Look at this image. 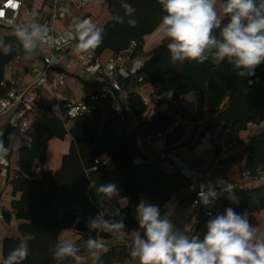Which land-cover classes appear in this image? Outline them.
Masks as SVG:
<instances>
[{"label":"trees","instance_id":"1","mask_svg":"<svg viewBox=\"0 0 264 264\" xmlns=\"http://www.w3.org/2000/svg\"><path fill=\"white\" fill-rule=\"evenodd\" d=\"M103 1L108 9V19L104 23L103 43L98 47V53L104 50L117 53L126 49L130 42H136L139 55L145 59L143 71L154 90L171 92L177 98L193 94L196 116L205 120L204 131L212 132L224 124L238 133L248 124L264 121V64L249 77L236 75L227 62L214 66L211 59L203 64L189 61L173 64L167 41L162 42L160 38L143 49L146 37L156 31L165 14L158 0H126L135 9L136 27L128 25L126 16L124 23L113 19L116 15H124L121 0ZM3 38L5 43L12 44L13 51L5 55L0 50V82L8 64L26 56L16 37ZM29 54L38 60L41 56L38 48ZM2 92L0 88V95ZM128 105L138 117L145 109L138 97L130 99ZM172 123L173 117L156 114L150 120L139 122L138 133L140 137L153 136L165 132ZM181 134L182 129L175 128L167 135V143L180 141ZM67 135L70 137L69 151L62 156L59 169L42 171L49 141L63 140ZM25 136L29 143L20 147L14 171L10 173V165L7 174L12 195L19 194L10 203L12 214L16 221L21 222L17 226L18 236L3 241V260L24 241L30 254L23 264H56L53 245L58 234L69 229L75 221L81 238L99 236L103 244L111 243L107 232L87 228L88 219L96 217L98 208L125 199V207L113 204L106 212L102 208V215L112 221L123 219L125 230L122 232H128L133 225L138 226L135 216L140 193L147 195L148 202L159 205L161 213L167 214L177 228L186 229L195 194L193 184L179 171L164 172L161 162L144 161L135 167L132 161L140 155L134 146L135 138L110 108L72 121L67 130L65 123L49 107L39 103ZM247 143L241 172H253L256 166L264 163V130L249 138ZM104 155L109 157L108 161L95 166L94 160ZM39 169L41 174L36 178ZM106 183L118 186L119 193L113 198L99 191L100 186ZM234 195L238 202L234 203L227 194L218 214H223L227 207H232L237 213L264 211V185L235 190ZM9 216V213H3L5 220ZM127 259H131L130 247L121 243L111 245L96 264H113Z\"/></svg>","mask_w":264,"mask_h":264},{"label":"clouds","instance_id":"2","mask_svg":"<svg viewBox=\"0 0 264 264\" xmlns=\"http://www.w3.org/2000/svg\"><path fill=\"white\" fill-rule=\"evenodd\" d=\"M158 3L165 14L156 31L161 34L162 42L167 41L173 64L185 61L203 64L211 59L212 64L218 67L227 62L240 77L253 76L256 68L264 64V0H158ZM7 6L15 9L18 0H8ZM121 7L124 15H116L113 19L124 23L126 16L128 25L136 27L135 9L126 0H121ZM3 17V11H0V19ZM4 22L11 26L20 49L26 55L34 53L38 43L51 38V29L46 23L35 20ZM66 36L76 41L74 54H90L103 43V28L91 19L74 17ZM0 50L7 55L13 51V46L0 37ZM13 138L14 134L10 135L9 141ZM9 151V146L0 139V159L7 157ZM217 186L221 189L219 193ZM234 190L232 183L217 179L214 183L201 185L199 203L210 207L224 192L234 203L238 202ZM99 191L108 196L119 193L114 183L101 185ZM135 219L138 228L130 232V256L139 264H264V237L250 223L246 210L237 213L232 207H227L223 214L210 218L206 222L207 231L203 239L177 228L167 214L161 213L159 205L145 200L137 204ZM87 228L117 234L125 230V223L123 219H105L99 213L88 219ZM84 246L94 262L100 261L102 251H107L100 240L91 236ZM79 252L80 248L70 237L58 236L52 248L53 258L60 261L67 258L79 261ZM29 254L28 244L21 241L3 264H23Z\"/></svg>","mask_w":264,"mask_h":264},{"label":"built area","instance_id":"3","mask_svg":"<svg viewBox=\"0 0 264 264\" xmlns=\"http://www.w3.org/2000/svg\"><path fill=\"white\" fill-rule=\"evenodd\" d=\"M102 1V0H100ZM97 0H45L47 12L41 18L33 20L47 24L50 31V40L38 43V49L41 53L39 62L29 71L30 80L27 84L20 85L15 78L3 79L0 82V88L3 89L0 95V139L5 141V146H9L10 151L7 157L0 159V176H7L10 169V154L12 141L9 136L18 134L22 138L26 137L25 133L37 112V106L42 103L49 107L63 123L67 121L79 120L93 112L110 108L125 123L129 133L135 138L134 146L139 153L143 150H155L156 144L163 140V134L158 133L153 136L140 137L138 133L139 118L129 107L128 101L137 96L139 90L146 84L150 83V79L144 73L145 59L139 55L138 44L134 41L130 42L126 49L117 53L110 54L106 61H102L98 48L91 51L90 54L80 55V65L86 75H88L101 89L95 93L88 95L83 99L69 100L63 96L62 89L70 68L74 64L69 60L64 67H59V60L64 52L69 49L75 40H69L66 33L72 24L73 18L91 19L93 23L104 27V18H91L87 15H81V12ZM22 0H18V6L13 9L8 7V0H0V11H3L4 17L0 19V29L12 30L11 26L6 24L4 20H13L15 23L25 22L22 15L28 14V10L23 7ZM49 61H53L49 63ZM125 64H129L125 68ZM139 101L145 109H150L158 114H166L173 117V127H179V120L176 118L181 103L179 99L171 92H153L149 96H140ZM204 122L200 121L196 125L189 127V135L193 138L194 149L200 146V141L205 143V149H216L220 153L225 154L233 151L238 143V135L230 130L226 125L220 124L214 131H204ZM26 141L29 140L27 137ZM199 141V142H198ZM160 160L173 165L176 171H179L187 181L193 184L194 197L190 206L191 215H196L198 222V230L193 231L190 226H186L185 230L189 234L198 235L202 239V234L206 228V222L218 214L225 196L224 192L219 196L210 207H205L199 203L198 193L201 185H207L205 173L197 172L193 168L181 162L172 152L159 151ZM107 155L94 160L95 166H101L107 162ZM144 162L141 155L135 156L132 164L136 167ZM235 185V190L249 189L255 185H264V163L256 166L253 172L248 170L242 171L240 179L230 182ZM234 190V191H235ZM216 191H221L220 187H216ZM97 213L102 214V208L97 209ZM3 213L0 211V223L3 222ZM69 231L80 235L77 230V222L70 225ZM102 242L99 236H96ZM87 239H78L75 241L80 248L79 255L89 252L84 246ZM121 244L105 243L107 251L111 245ZM102 251L101 254L107 252ZM75 260L67 258L64 261L56 259V264H72Z\"/></svg>","mask_w":264,"mask_h":264},{"label":"crops","instance_id":"4","mask_svg":"<svg viewBox=\"0 0 264 264\" xmlns=\"http://www.w3.org/2000/svg\"><path fill=\"white\" fill-rule=\"evenodd\" d=\"M22 5L24 8L28 10V14L22 15V20L25 22L32 21L34 18H41L45 15L47 12V7L45 6V0H22ZM108 15V9L105 5L104 1H100L99 3L95 2L91 4L90 6L86 7L82 12L81 15H87L91 18H101V14L105 13ZM105 18V17H103ZM161 38V34L157 31H155L150 36L146 37L143 49L147 48L150 44L153 42L159 40ZM76 44V43H75ZM75 44H73L69 49H67L62 58L59 60V67H64L66 63L69 62V60H72L74 64L69 70L65 86L62 89L63 96L66 99L69 100H77V99H83L87 97L88 95L95 93L98 91L96 87L98 85L87 75V78H83L81 76L82 73H84L81 63H80V55H76L73 53V48L75 47ZM101 55L102 61H106L110 54H112L111 50H104L99 52ZM30 60V62L28 61ZM39 62V60L34 58L32 54L26 55L22 57L21 59H15L12 62L8 64L4 71V77L3 79H10L15 78L20 85L27 84L30 80L29 77V71L30 69L36 65ZM129 64H125V68H128ZM86 75V74H85ZM87 88H90V90H87ZM156 92L154 88L152 87L151 82L144 85L136 97L140 96H149L151 93ZM192 97H190V96ZM188 97V101H190V107L191 109L186 113L187 115L192 116L191 119L182 118L179 114H177L176 118L179 120V127L182 129V134L180 136V141L175 142L173 144L167 143V135L174 130L175 128L172 126L173 123L167 128L165 132H163V140H160L156 144L155 150H143L140 155L143 158L144 161H155V162H161V168L162 164L168 163L160 160L159 158V151H168L172 152L181 162L186 164L187 166L193 168V170L197 172H203L205 173L207 180L216 181L217 179H224L228 182L237 181L240 179V174L242 173L240 171V165L244 161V148L246 146L247 141L249 138H251L254 135L259 134L262 130H264V121L259 124H248L246 129L242 131H238V140L239 143L237 147L229 152L222 154L216 149H205V143L203 141H200V146L197 148V150L194 149V142L193 138L189 135V127L191 125H196L200 121L204 122L205 120H200L197 118L196 114V108H195V97L193 94L185 95L181 98ZM190 97V99H189ZM184 100V99H183ZM186 103V102H185ZM226 103V99L223 101V104ZM222 104V105H223ZM181 109V108H180ZM180 111V110H179ZM179 113V112H178ZM156 112L150 110V109H144L143 113L141 114L139 118V122L141 120H150L153 116H155ZM204 128V126H203ZM68 136V135H67ZM26 137L22 138L18 134H14V138L12 139V146H11V154H10V162H11V169L10 173L12 174V171H14L13 168H15V163L18 157V152L20 147L27 146L28 141L25 139ZM67 138V137H66ZM65 138V139H66ZM58 140V139H52L49 141L47 145L46 150V158L44 161V164L42 166V171H56L59 169L61 165V158L63 155H65L69 150V145H64V141ZM69 141L70 137L68 136ZM199 142V141H198ZM16 154V158L14 155ZM173 169V165L168 163ZM163 170V169H162ZM174 170L164 171L166 173L173 172ZM39 172V171H38ZM37 172V173H38ZM41 174V173H40ZM40 176V175H39ZM9 178L8 176H0V211L2 213H9V219L3 220L0 223V264H3V257H2V245L3 241L6 238L16 237L18 236L17 233V226L21 221H16L14 218V215L12 214V210L10 206V203L12 200H15L18 198L19 194L12 195V190L9 184ZM262 185H255L252 188H256ZM114 194L110 196V198H113ZM139 202L141 200H145L148 202V197L145 193L139 194ZM127 201L125 199H118L116 201L110 202L107 205L102 206L104 212L107 211V209L114 205L119 206L120 208L125 207ZM196 215H191L189 218V222L187 226H190L193 231L198 230V222H197ZM249 221L253 226H256L258 229V234L261 237H264V211H261L259 213H251L249 214ZM197 223V225H196ZM197 226V227H196ZM137 225H133L128 232H122L120 231L117 234H111L108 233L109 241L111 243L119 241L123 243L126 246H131V234L130 232L134 229H137ZM62 232V231H61ZM58 234L61 238H72L75 241L78 239H81L80 235L74 234L71 231H66L64 233ZM90 252L82 253L79 256L81 259L79 261H76L72 264H96L94 260L92 259ZM133 258L127 259L121 262H115L113 264H131Z\"/></svg>","mask_w":264,"mask_h":264},{"label":"rangeland","instance_id":"5","mask_svg":"<svg viewBox=\"0 0 264 264\" xmlns=\"http://www.w3.org/2000/svg\"><path fill=\"white\" fill-rule=\"evenodd\" d=\"M101 18H103V17H105L104 19H105V21L108 19V15L106 14V12L105 13H102L101 14V16H100ZM0 37H15V35H14V33H13V31L12 30H6V29H0ZM22 58V57H21ZM21 58H19V59H21ZM18 59V58H17ZM29 62H30V60H28ZM81 76L83 77V78H87V75H85V73H82L81 74ZM18 82V81H17ZM96 89H98V90H100L101 88L100 87H96ZM87 90H90V88H87ZM188 95V94H187ZM190 96V95H189ZM190 97H192V96H190ZM190 97H189V99H190ZM188 97H184V98H181V97H178V99H179V101H180V103H181V109H180V111H179V115L182 117V118H186V119H191V118H193L192 116H190V115H187L186 116V113L191 109V107H190V101H188V99H187ZM184 99V100H183ZM186 102V103H185ZM71 125H72V122H70V121H67L66 123H65V127H66V129L67 130H69L70 129V127H71ZM68 138V136H65V138ZM64 138V139H65ZM65 139V141H64V145H66V146H68V145H70V141H69V139ZM63 139V140H64ZM63 140H61V141H63ZM14 157L16 158V154L14 155ZM162 168H163V171H169V170H174L168 163H163L162 164ZM39 171V172H38ZM37 172V175H36V178L37 177H39V175H40V173H41V170L39 169ZM117 242V241H116ZM113 243H115V242H113ZM90 254V253H89ZM129 264V263H128ZM131 264H139V262H138V260L137 259H134L133 258V260H132V263Z\"/></svg>","mask_w":264,"mask_h":264}]
</instances>
